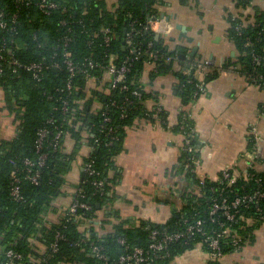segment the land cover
<instances>
[{
	"label": "trees",
	"instance_id": "1",
	"mask_svg": "<svg viewBox=\"0 0 264 264\" xmlns=\"http://www.w3.org/2000/svg\"><path fill=\"white\" fill-rule=\"evenodd\" d=\"M30 1L26 5L16 0H0V11L8 13L6 19L10 26L7 30L0 27V45L4 42L12 48L22 63L43 60L58 65H50L40 80L22 67L18 68V75L9 67H5L4 74L0 75L4 108L18 121L15 135L0 141V264H115L121 255L134 247H148L151 230L175 232L199 218L203 219L202 230L169 242L160 252L163 256L152 258L149 264H171L175 256L196 245L207 250V236L222 228L234 229L240 237L237 245L232 243L230 234L220 237L223 254L252 242L254 230L264 222V195L253 198L247 205H240L233 220L219 212L210 214L209 206L221 197L232 199L243 193L253 194L258 189L263 191L264 171L248 167L234 183L227 184L217 178L202 177L201 180L185 169L184 163L190 156L184 149L185 139H189L188 145L197 159L200 146L186 106L200 95L199 85H204V81L216 77L222 70L233 69L264 89V10L256 7L255 20L246 24L238 17L228 16L226 36L233 42L236 56L221 65L208 64L203 79H200L196 72L200 58L181 59L179 53L185 51L183 47L169 49L165 36L142 25L150 16L163 14L160 5L165 0H115L111 4L107 0H52L65 10L58 8L49 14L38 9L35 4L38 0ZM180 1L185 3L187 0ZM252 1L236 0L241 6ZM12 13L17 14L15 22H11ZM132 26L131 42L127 43L126 33ZM106 27L110 29L108 41H105L103 31ZM64 36L70 37L66 47L74 63L72 75L63 62ZM153 53H156V59L150 78L170 72L178 80L176 90L182 107L177 122L168 125L163 108L159 116L162 126L184 135L176 170L185 172L192 188L180 192L181 208L165 223L142 220L138 225H128L124 220L113 222L110 219L118 218L109 203L112 187L121 176L114 158L123 148L127 127L139 117L154 120L145 102L149 98L158 103V94L146 91L140 80L142 69L153 59ZM111 57L117 66L127 60L129 70L117 87L106 93L109 84L100 80ZM174 59L180 62L179 69L173 67ZM68 79L70 87L66 86ZM57 87H62V91L56 92ZM47 92L54 96L48 98ZM62 100L67 102L66 109L62 108ZM261 108L264 109V102ZM103 109L106 114L102 113ZM106 116L109 121L104 120ZM45 127L53 132L57 127L62 134L55 147L50 144L53 134L48 135L37 151V132ZM110 127L111 132L106 130ZM66 136L74 140L71 152L64 150ZM83 142L91 147V153L83 162H89L96 171L89 174L82 169L78 183L85 193L81 198L90 204V208H80L72 214L67 208L58 222H48L45 215L52 208L54 199L62 193L65 175ZM249 143L251 147L253 141ZM40 153L45 154V158L42 165H37ZM25 158L35 162L32 168L38 170L37 182L25 172ZM13 171L19 178L21 199L11 195ZM110 171L114 173L112 177ZM95 179H102L100 187L92 183ZM100 209L105 210L102 222L111 224L109 231L99 232L93 224L95 213ZM84 222L88 226L81 229ZM93 246H97L98 252L93 251ZM209 262L220 264V259Z\"/></svg>",
	"mask_w": 264,
	"mask_h": 264
},
{
	"label": "crops",
	"instance_id": "2",
	"mask_svg": "<svg viewBox=\"0 0 264 264\" xmlns=\"http://www.w3.org/2000/svg\"><path fill=\"white\" fill-rule=\"evenodd\" d=\"M114 1L107 0L110 4ZM256 7L264 10V0H253L245 6L237 5L236 0H187L185 3L165 0L160 9L171 29L168 34L160 35L168 39L169 49L183 47L185 51L181 53L188 60L209 59L210 63L221 65L236 56L235 46L226 36L228 16L238 17L243 24L253 22ZM177 25H182L184 30ZM156 27L160 25L156 24ZM180 66L174 59L173 67L179 69ZM152 69L151 64H145L140 80L146 91L158 94V104L166 111L168 125H174L182 107L176 90L178 80L170 72L151 79ZM203 72L198 73L200 79H203ZM204 87L197 99L186 106L200 142L197 174L213 180L224 168L241 174L250 164L257 171H264V109L261 108L264 89L233 69L222 70L216 77L204 81ZM155 104L149 98L145 102L148 108ZM17 124L13 114L4 108L0 91V141L12 138ZM250 141H253L251 147ZM183 142L181 133L144 117L137 118L126 128L123 148L114 158L121 176L112 187L109 203L118 215V218H110L113 222L124 220L128 225H138L142 220L165 223L181 208L180 192L192 188L185 172L176 170ZM63 146L66 152H71L73 138L66 136ZM90 153L91 147L83 142L65 175L62 193L54 199L52 208L45 215L48 222H58L73 200L83 161ZM113 174V171L109 172V176ZM104 213V209L98 210L93 219L99 232L111 229V224L102 222ZM87 226L84 222L81 229ZM210 259L207 250L196 245L175 256L171 264H210ZM220 264H264V222L254 230L252 242L223 254Z\"/></svg>",
	"mask_w": 264,
	"mask_h": 264
},
{
	"label": "built area",
	"instance_id": "3",
	"mask_svg": "<svg viewBox=\"0 0 264 264\" xmlns=\"http://www.w3.org/2000/svg\"><path fill=\"white\" fill-rule=\"evenodd\" d=\"M16 2H24L26 5H29L31 3L30 0H16ZM38 7V9L45 13L49 14L54 10H57L58 8H61L62 10H65V7H61L59 3L52 1V0H38L35 3ZM8 13L5 11H0V27L1 29L7 30L10 29L9 21L6 19ZM11 15V22L16 21L17 14L12 13ZM62 24L65 23V21H61ZM156 24H159L160 27H156ZM145 29H150L156 32L157 34H168V32L171 29V24L169 23L168 19L162 14L161 16L152 15L148 18L145 24H142ZM103 31L105 32V41H108L110 36L109 28H104ZM134 31V27L132 26L131 29L126 33V41L127 43L131 42V37ZM70 40L69 36H64L63 38V44L65 46L62 55H63V62L67 68V70L70 72V75L74 72V63L71 59V53L69 49L66 47L68 45V42ZM153 59L146 64H151L153 67L155 65V59H156V53L151 55ZM112 57L110 58L109 65H107V68L105 70L104 76L101 78V83H108V88L105 89V92L108 93L111 89H114L117 87V85L123 80L125 73L129 70V65L127 64V60H124V62L117 66L112 61ZM166 60L169 61L170 57L167 56ZM209 59H201L199 61L197 74L199 72H203L207 70L208 64H210ZM57 67V63L53 62L52 64L45 63L43 60L40 61H30L28 63H22L14 54V51L12 48L7 47V45L3 42L0 45V75L4 74L5 67L11 68V70L15 73V75H18V68L22 67L23 69L30 71L32 73V76L40 80L45 75L46 70L49 66ZM95 80L94 77H90V80ZM66 86L70 87V79L66 81ZM123 88H126V85H122ZM199 88L201 92L204 91L205 87L203 84L199 85ZM62 87H57L55 91H62ZM200 92V93H201ZM54 94L47 92V97L52 98ZM111 104L115 105V102L112 101ZM67 102L65 100H62V108H67ZM162 105L156 103L151 108H148L150 111V116L160 122L161 118L159 116L160 111L162 110ZM103 114H106V110H102ZM105 121H109V118L106 116L104 118ZM56 130H51L48 128H41L37 132V139H36V150L42 148L44 141L46 140L47 136L50 134H53V137L50 141V144L55 147L58 141L59 136L62 134L60 130H58L57 127H55ZM107 131L111 132L112 128L106 129ZM189 144V139H185V146L184 149L189 151L190 156L188 157L187 161L184 163L185 169L190 170L197 176L203 179L200 175L197 174V158L193 153V149ZM45 158V154L40 153L38 160L36 162L37 165H42L43 160ZM24 164V170L26 173H28V177L33 181L37 182V176H38V170H33L32 166L35 164L34 161H32L29 158H25L23 160ZM248 167H253L252 164H250ZM82 169H84L89 174H95L96 171L92 168L91 164L89 162H83ZM240 173H235L231 168H224L222 169L219 174L217 175V179L220 181L226 182L227 184L234 183L237 178L239 177ZM12 178H11V195L15 199H21V195L19 192V178L16 176L14 171L12 172ZM92 183L100 187L103 183L102 179H95L92 181ZM264 187V186H263ZM77 196L74 195L73 200L67 207L69 212L75 213L77 209H89L90 204L83 200L81 197L85 196L84 191L77 187V190L75 192ZM264 195V190H256L253 192V194L243 193L241 195L235 196L232 199H229L227 197H221L220 200H214L211 205L209 206V213L214 214L216 212L221 213L226 219L233 220L235 215L239 212L238 207L240 205H247L250 201H252L253 198L258 199L261 198ZM79 196V197H78ZM262 219L264 221V215L262 216ZM202 223L203 219L199 218L194 220L193 222L187 223L186 226L179 231L175 232H166V231H158L156 229L151 230L150 232V239L151 242L149 243L148 247H134L131 251L126 252L125 254L121 255L118 258L117 263L118 264H139L145 262V264H149L152 258L154 257H161L163 254H160L162 250H164L167 246V244L171 241H174L180 237H185L188 235L193 234L195 231L202 230ZM230 234L231 241L234 245H237L240 242V237L238 236L237 232L234 229L230 228H222L216 233L212 235L207 236V252L211 259H220L223 256V253L220 249V237ZM121 242H124L123 239H120ZM53 247H55V244H53ZM93 251L98 252L97 246H93ZM238 250V249H236ZM11 252L9 251V254ZM16 256V255H15ZM99 257H102V255H99ZM115 263V264H117ZM159 264H167V262L159 263Z\"/></svg>",
	"mask_w": 264,
	"mask_h": 264
},
{
	"label": "water",
	"instance_id": "4",
	"mask_svg": "<svg viewBox=\"0 0 264 264\" xmlns=\"http://www.w3.org/2000/svg\"><path fill=\"white\" fill-rule=\"evenodd\" d=\"M176 27L179 28V29L184 30V27L182 25H177ZM188 40H191V38L188 37ZM194 52H195V47L192 49L191 54L193 55ZM232 55H234V53H232ZM180 57L185 58V54L184 53H181L180 54Z\"/></svg>",
	"mask_w": 264,
	"mask_h": 264
}]
</instances>
